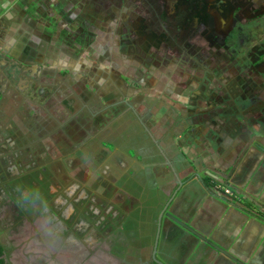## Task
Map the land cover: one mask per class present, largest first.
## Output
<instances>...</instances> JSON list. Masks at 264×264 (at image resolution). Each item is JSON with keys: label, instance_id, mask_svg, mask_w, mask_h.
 I'll return each instance as SVG.
<instances>
[{"label": "crops", "instance_id": "crops-1", "mask_svg": "<svg viewBox=\"0 0 264 264\" xmlns=\"http://www.w3.org/2000/svg\"><path fill=\"white\" fill-rule=\"evenodd\" d=\"M34 1L0 0V11L18 12L22 3L33 7ZM252 3L263 11L244 21L235 37H222L225 62L208 68L206 79H194L188 98L174 97L165 102L173 108L151 114L155 128L146 136L151 156L141 161L134 150L135 124L127 118L109 122L108 115L97 120L107 122L105 130L77 150L83 163L104 164L101 177L113 169L119 173L108 176L116 180V196L96 208L114 232H125L124 255H113L114 261L264 264V0ZM100 99L105 102L103 95ZM223 187L232 188L234 196L225 197ZM86 197L80 191L75 202ZM51 224L44 222L33 246L26 240L18 247L13 264H78L81 246L61 233V224Z\"/></svg>", "mask_w": 264, "mask_h": 264}, {"label": "rangeland", "instance_id": "rangeland-1", "mask_svg": "<svg viewBox=\"0 0 264 264\" xmlns=\"http://www.w3.org/2000/svg\"><path fill=\"white\" fill-rule=\"evenodd\" d=\"M33 4L32 7L22 3L18 12L13 7L0 11L4 12L0 18L6 21L0 22L2 58L37 73L44 69L56 71L59 76L73 73L90 82L106 103L129 100L137 106L136 111L151 108L152 115L162 113L165 106L173 108L165 102H172L174 97L188 98L193 93L190 89L194 79H206L204 72L208 68L215 70V65L224 63L226 56L222 54L227 49L222 37L225 34L235 37L237 28L244 27V21L250 22L259 9L252 0H35ZM6 15L10 16L3 18ZM198 67L202 70L197 71ZM43 102L39 105H46ZM168 112L172 113L171 109ZM128 118L135 123L138 135L134 150L144 161L143 158L153 154L149 135L132 115ZM35 125L25 123L24 129L35 132ZM0 133V143L2 139L8 149L4 160L19 164L18 169L14 166L8 169L9 175L28 172L20 188L27 187L29 193L22 190V195L16 194L24 215L21 212L14 220L10 216L9 197L0 192V239L7 248L10 263L13 264L12 254L26 240L38 239L48 219L51 226L61 224L64 236L74 238L81 246L78 264H124L123 260L114 261L113 255H124L125 232H114L107 217L96 214L95 206L107 205L100 200L94 204L90 194L75 202L79 189L74 186L67 189L66 198L58 196L65 185H70L68 177L67 184L62 182L65 177L57 172L59 166L49 161L47 173L40 161L35 159L36 164L29 165V157L20 153L11 155L4 143L10 132L4 133L0 128ZM13 134L18 135L14 131ZM71 156H74L71 161L57 163L63 166L66 163L69 177L81 172L89 174L87 187L109 200L113 193L111 179H102L96 172L93 175L95 165L83 163L81 155ZM74 161L79 169H73ZM117 174L113 169L110 176ZM21 230L25 231L22 235Z\"/></svg>", "mask_w": 264, "mask_h": 264}, {"label": "flooded vegetation", "instance_id": "flooded-vegetation-1", "mask_svg": "<svg viewBox=\"0 0 264 264\" xmlns=\"http://www.w3.org/2000/svg\"><path fill=\"white\" fill-rule=\"evenodd\" d=\"M58 74L56 71H45V69L38 71V73L33 72L30 68L5 60L0 55V128L4 129V133L10 132V138H5L4 143L6 142L7 147H9L11 155L18 156V153H20L21 156L29 157L31 159L29 165L36 164L33 161L36 159L35 161H40L43 166L42 169L48 173L47 167L52 162L53 151L60 154V157L57 158L58 161H64L66 155L62 156L60 152H64L69 148V145L72 151H70L71 155L75 154L77 150L81 149L84 141L94 139L97 134L104 130L107 122L103 124L101 121L97 122L99 117L108 115L110 117L108 121L111 122L114 120L119 121L121 118L129 119L128 117L132 115L148 135L151 134L152 128H155V120L151 118V108H145L144 111L138 112L136 111V105L124 99L111 103L102 102L103 100L100 99L98 91L96 92L92 84L85 81L84 78H78L73 73L69 76L63 73L60 76ZM38 101H41V103L44 101L46 105H39ZM25 123L36 124L35 132L24 129ZM13 131L18 135L15 136ZM62 132L66 134L63 135ZM0 136H2V133H0ZM18 146L20 147L18 148ZM6 151L8 149L4 147L1 139L0 192L9 197L12 206L10 216L16 220L21 212L24 215L23 206L16 194L22 195V190L29 193L27 187L20 188L22 180L25 179L28 172L26 174L23 172V175L20 176L18 173L9 175L8 169L13 166L17 168L19 164L17 162L11 163L8 159L4 160L3 155ZM37 153H39V157ZM4 162H6V166H3ZM129 166L134 167L135 165L130 162ZM103 169L106 168H102L100 175L103 173ZM111 169L108 167V171ZM61 171L62 169H59L57 172L61 174ZM97 171H94L93 175H95V172L98 173ZM76 176L78 180L69 186L67 185L58 196L66 198L67 193L65 192L70 186H74L75 190L83 191L88 197L87 188L89 184L87 185L86 181L89 179V174L81 172ZM108 176L103 174L102 179H108ZM67 181V178H64L62 182L67 184ZM83 186H85V189L82 188ZM113 186L112 191L114 192ZM95 190L99 193L97 189ZM94 194L97 200L110 201L104 197L101 198L96 193ZM114 195V193H111L110 199ZM95 201L92 202L95 204ZM54 215L56 218L57 215ZM27 223L31 225L28 220ZM29 243L33 246L34 242L30 241ZM0 246L3 248L0 260L3 264H11L7 248L2 244L1 239ZM149 264L153 263L150 261Z\"/></svg>", "mask_w": 264, "mask_h": 264}, {"label": "trees", "instance_id": "trees-1", "mask_svg": "<svg viewBox=\"0 0 264 264\" xmlns=\"http://www.w3.org/2000/svg\"><path fill=\"white\" fill-rule=\"evenodd\" d=\"M82 140V139H81ZM72 144H74V143H72ZM71 148H70V145H69V148H67L66 150H64V152H60V153H62V156H64V155H66V159H65V161H71V159H72V157H74V156H71ZM52 162H55L56 163V165H55V167H58L59 166V169H62V173H61V175L63 176V177H65V178H67L68 177V179L69 180H71L70 181V184L71 183H73V182H76L78 179H77V176L76 175H72V176H70L69 177V175L68 174H66V169H65V164H64V166H63V163L62 164H58L57 162H58V160H57V158L58 157H60V154H57L55 151H53L52 152ZM68 158V159H67ZM64 161V162H65ZM75 162L76 161H74V165L72 166L73 167V169H79L78 168V165L77 164H75ZM99 167V168H98ZM104 167V164H99L98 166H94V169H95V171L96 170H98L97 172H98V175H99V173L101 172V170H102V168ZM98 168V169H97ZM77 173V172H76ZM117 176H119V173L117 174ZM72 177V178H71ZM112 181H114V180H112ZM116 181V180H115ZM114 181V182H115ZM64 187H66V185L64 186ZM88 189V192H89V194L92 196V194H94L95 193V191L94 190H91V189H89V188H87ZM104 205H107L108 203L107 202H105V200L103 201V200H100ZM2 251H3V248L0 246V256L3 254L2 253ZM0 264H3V262H2V260H0Z\"/></svg>", "mask_w": 264, "mask_h": 264}, {"label": "built area", "instance_id": "built-area-1", "mask_svg": "<svg viewBox=\"0 0 264 264\" xmlns=\"http://www.w3.org/2000/svg\"><path fill=\"white\" fill-rule=\"evenodd\" d=\"M221 192H222V194L225 197H228V198L233 197L234 196V193H235V191L232 188H230V187H223L221 189Z\"/></svg>", "mask_w": 264, "mask_h": 264}]
</instances>
